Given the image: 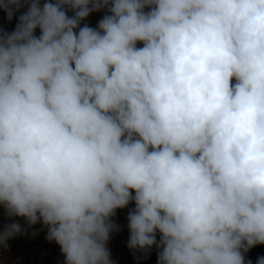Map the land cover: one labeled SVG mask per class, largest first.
<instances>
[{
  "label": "clouds",
  "instance_id": "1",
  "mask_svg": "<svg viewBox=\"0 0 264 264\" xmlns=\"http://www.w3.org/2000/svg\"><path fill=\"white\" fill-rule=\"evenodd\" d=\"M22 3L16 29L0 31L8 216L42 222L64 264H114L111 218L134 201L130 249L155 245L158 264H245L264 244V0L0 10L11 20ZM105 8L96 28L80 26ZM21 231L7 225L0 246Z\"/></svg>",
  "mask_w": 264,
  "mask_h": 264
},
{
  "label": "rangeland",
  "instance_id": "2",
  "mask_svg": "<svg viewBox=\"0 0 264 264\" xmlns=\"http://www.w3.org/2000/svg\"><path fill=\"white\" fill-rule=\"evenodd\" d=\"M45 2L54 3L55 0H40L41 6ZM27 10L28 5L22 3L19 10L14 12L11 20L5 11L0 10V31L9 34L13 32L19 23V17ZM105 12H108L106 8L90 13L85 20L80 22V26L83 27L87 24L89 27L96 28L101 20V15ZM67 14L69 16L74 15L71 10H67ZM34 35L37 37L40 35L39 28L35 30ZM137 46L140 47L142 44L138 43ZM134 208L135 202L132 201L126 208L117 209L116 214L111 218L118 229L110 234L107 243L111 254L110 258L114 264H142L146 259L143 250H133L127 246L130 237L128 214ZM13 223H19L22 229L21 233L18 234L19 244H16L14 249L15 257L18 259L17 264H64V256L60 246L54 241L49 242L47 240L48 229L42 222L30 226L25 218L16 216ZM0 264H3L1 259ZM154 264H158L157 255Z\"/></svg>",
  "mask_w": 264,
  "mask_h": 264
},
{
  "label": "built area",
  "instance_id": "3",
  "mask_svg": "<svg viewBox=\"0 0 264 264\" xmlns=\"http://www.w3.org/2000/svg\"><path fill=\"white\" fill-rule=\"evenodd\" d=\"M15 217H9L6 209L0 205V232H2L7 225L13 223ZM18 239L17 234L7 241L6 247L0 246V259L3 264H17L18 259L15 257L14 246L18 243Z\"/></svg>",
  "mask_w": 264,
  "mask_h": 264
},
{
  "label": "trees",
  "instance_id": "4",
  "mask_svg": "<svg viewBox=\"0 0 264 264\" xmlns=\"http://www.w3.org/2000/svg\"><path fill=\"white\" fill-rule=\"evenodd\" d=\"M106 14H109V13L105 12L104 14H102L101 19ZM156 240H157V244H159V242H160V233L159 232H157V234H156ZM160 250L161 249L157 248L154 245L151 249L144 251L146 259L144 260V262L142 264H154L155 259H156V255L158 256V253ZM260 257H264V244H257L255 246L249 248L248 251L246 253H244L245 264H248L249 261L251 262V264H257L258 258H260Z\"/></svg>",
  "mask_w": 264,
  "mask_h": 264
},
{
  "label": "crops",
  "instance_id": "5",
  "mask_svg": "<svg viewBox=\"0 0 264 264\" xmlns=\"http://www.w3.org/2000/svg\"><path fill=\"white\" fill-rule=\"evenodd\" d=\"M17 244H19V240H18V243Z\"/></svg>",
  "mask_w": 264,
  "mask_h": 264
}]
</instances>
